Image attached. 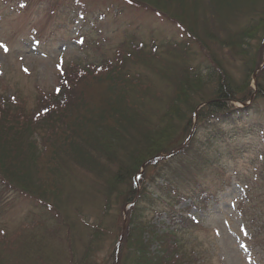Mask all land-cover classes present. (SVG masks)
Masks as SVG:
<instances>
[{
    "label": "rangeland",
    "instance_id": "374dc122",
    "mask_svg": "<svg viewBox=\"0 0 264 264\" xmlns=\"http://www.w3.org/2000/svg\"><path fill=\"white\" fill-rule=\"evenodd\" d=\"M263 34L264 0H0V171L25 189L0 178V264H137L122 201L142 155L198 125L218 67L245 87L264 65ZM101 61L118 64L113 83L84 80L85 98L66 99L65 80L93 77ZM179 67L200 79L177 93ZM248 104L242 120L214 127L213 163L188 161L200 186L222 190L205 209L176 208L195 222L177 238L199 264H264V100ZM30 113L35 129L21 118Z\"/></svg>",
    "mask_w": 264,
    "mask_h": 264
},
{
    "label": "trees",
    "instance_id": "16d2710c",
    "mask_svg": "<svg viewBox=\"0 0 264 264\" xmlns=\"http://www.w3.org/2000/svg\"><path fill=\"white\" fill-rule=\"evenodd\" d=\"M135 3L142 4L138 1L134 2V4ZM252 28L253 26L248 30ZM260 41L261 43L264 41V34ZM248 50L250 51V49ZM119 62H121V60H119ZM99 64H101L98 68L99 71L93 74V77L84 78L86 75L84 74L82 77L73 79V81L69 80V84L68 81L65 80L68 87H65L67 93L64 97L68 99L69 94L75 92L80 93L79 95L83 94L81 96L85 98L84 93H86V91L84 89V83H82L84 80L88 82L92 79H101L105 82H109L110 80V82L113 83V78L111 77L118 75V64L115 63V61H101ZM257 64L256 62V65L251 69H254L251 71L252 75L250 73L249 75L247 74L246 86L243 88L235 84L230 76L219 67L217 68V73L213 72L209 74V78L211 80L214 79L217 83V88L213 97L209 98L207 101H203L201 108L194 111V113H196V122L198 125L191 126L192 120L189 119L188 125L183 128L186 136L179 145L168 148L167 144H159V146H155V144L142 155L145 158L141 162L139 170L130 177L129 188L126 194L127 198L122 201L123 207L131 204L126 211L127 224L124 236L130 241L129 246L132 247L134 256H136L133 257V261L136 260L137 264H199L198 260L193 257L192 252L189 254L183 251L182 240L177 238L183 230L191 228L190 226L194 225L195 222L185 218L176 208L188 202V205L184 206L185 210L190 208L205 209L209 202H216L219 196L218 193L222 190L213 192L211 189L200 186L199 182H197V174L195 170L190 167L191 162L188 161L193 160L194 163L198 165L199 170H205L207 168L206 166L210 165L215 160L214 158L212 161L208 159L209 156H207L211 153L209 150L213 147L215 140L218 139L216 134H214V127L222 124L226 125L230 123L229 121L231 120L240 121L252 109L251 107L237 108L233 103L245 104L249 100L252 101L254 98L264 100V66L259 69L260 64ZM255 72H257V74H255ZM214 74L217 75L216 78ZM251 76L255 77L256 89L250 87V81L248 79H250ZM196 79H200L198 73L192 76L189 74V69L187 70L186 68L183 69L179 67L176 80L174 81L176 85L175 92L178 93L183 88L196 81ZM81 96H79L78 99H80ZM174 98L176 97H173L171 101ZM66 101L68 100H64V102ZM171 101L170 103H172V106L169 104L170 110L178 106L176 103L174 104L175 100ZM75 102L77 103V101ZM56 105L58 104H55L53 107ZM68 107L65 106L63 110H66ZM42 111L43 110H41V112ZM34 114L36 113H30V115L26 117L20 115L22 119H28L25 123L30 125L33 129H35L34 124L37 121V119L32 118L35 116ZM36 118H40V116ZM44 121L45 119L43 122ZM207 125L208 127L210 125L213 126L211 127V136L201 141L196 135L200 132L201 128H207ZM5 126L6 127L3 128L1 127V129L7 131L8 125L6 122ZM24 128L25 127L22 126V129ZM22 131L24 132V130ZM17 135H19V133L14 132L12 138H15ZM60 136L61 134H58V137ZM80 136H82V131L80 132ZM42 139L43 135L41 134V137H38L36 141L41 143ZM67 140L68 138H65V142ZM7 148L10 154L15 151V155L18 154L19 156L21 150L18 145L7 144ZM173 152L175 153L172 154ZM177 160L182 163L177 165ZM149 169H154L155 173L152 175L148 174ZM126 170L127 168H125V171ZM137 174L140 175L137 181L139 188L133 183L134 177L137 176ZM113 177L117 182H123L124 177L127 178L126 175H124L123 165L118 167ZM0 178L10 188L25 192V189L23 190V188L14 185L12 179L2 170L0 171ZM154 245L159 247L156 252L159 256L149 255V248ZM129 257L131 256L129 255Z\"/></svg>",
    "mask_w": 264,
    "mask_h": 264
},
{
    "label": "water",
    "instance_id": "95a60500",
    "mask_svg": "<svg viewBox=\"0 0 264 264\" xmlns=\"http://www.w3.org/2000/svg\"><path fill=\"white\" fill-rule=\"evenodd\" d=\"M255 76V75H254ZM253 76V84H254V87H255V85H256V82H255V77Z\"/></svg>",
    "mask_w": 264,
    "mask_h": 264
}]
</instances>
